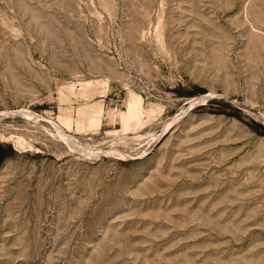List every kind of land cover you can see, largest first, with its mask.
Listing matches in <instances>:
<instances>
[{
  "label": "rangeland",
  "instance_id": "374dc122",
  "mask_svg": "<svg viewBox=\"0 0 264 264\" xmlns=\"http://www.w3.org/2000/svg\"><path fill=\"white\" fill-rule=\"evenodd\" d=\"M0 264H264V0H0Z\"/></svg>",
  "mask_w": 264,
  "mask_h": 264
},
{
  "label": "trees",
  "instance_id": "16d2710c",
  "mask_svg": "<svg viewBox=\"0 0 264 264\" xmlns=\"http://www.w3.org/2000/svg\"><path fill=\"white\" fill-rule=\"evenodd\" d=\"M2 156L0 157V160H1Z\"/></svg>",
  "mask_w": 264,
  "mask_h": 264
}]
</instances>
